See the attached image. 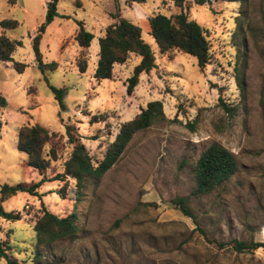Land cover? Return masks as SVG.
<instances>
[{
  "label": "rangeland",
  "instance_id": "374dc122",
  "mask_svg": "<svg viewBox=\"0 0 264 264\" xmlns=\"http://www.w3.org/2000/svg\"><path fill=\"white\" fill-rule=\"evenodd\" d=\"M47 2L17 0L10 6L0 0V20L18 21L16 28L5 31L17 42L12 60L0 61V93L7 101L0 108V184L41 178L16 147L21 125L39 124L58 132L44 145V152L54 146L58 153L44 173L51 177L62 171L71 150L65 124L73 126L74 136L96 165L120 124L147 102L160 100L164 117L137 131L116 163L96 186L88 185L79 200L72 178L65 182L64 198L55 192L63 181L41 185V201L48 210L59 217L75 214L72 237L38 245L33 225L41 215L40 200L24 192L5 198L3 209L20 215L15 221L0 218V240L8 239L9 256L38 264H264L263 247L234 248L236 241L264 242V37L254 40L247 30L249 25L263 27L259 0L246 5L183 0V11L203 26L209 39L211 57L203 71L188 54L161 55L149 34L148 16L179 12L174 0H57L58 15L40 41L43 62L54 61L57 67L42 73L31 39L44 20ZM113 14L138 24L155 56V67L139 75L130 95L127 78L140 60L134 53L113 65L110 80L93 79L98 37L115 21ZM78 21L94 35L83 50L84 73L76 67L81 52L74 39ZM15 61L26 64L22 72L13 67ZM236 64L244 66L242 88L235 79ZM46 81L64 89V109ZM92 114L98 121H89ZM212 142L234 154L238 169L218 189L190 195L193 218L188 217L171 200L191 194L194 163ZM0 264L7 262L2 258Z\"/></svg>",
  "mask_w": 264,
  "mask_h": 264
},
{
  "label": "trees",
  "instance_id": "16d2710c",
  "mask_svg": "<svg viewBox=\"0 0 264 264\" xmlns=\"http://www.w3.org/2000/svg\"><path fill=\"white\" fill-rule=\"evenodd\" d=\"M12 6L17 0H6ZM129 3H144L146 0H127ZM198 5H203L209 0H193ZM229 2L239 1L246 5L248 0H225ZM180 11L169 16L155 12L148 16L149 34L153 37L158 51L161 55L172 56L174 52L188 54L195 58L199 70L203 71L210 61V43L206 31L197 21L190 19L183 11V0H174ZM261 7H264V0H259ZM58 15L57 0H48L43 22L36 29L31 39V48L34 54L37 68L44 73L45 71L55 70L56 62L44 63L40 52V41L47 25ZM115 21L104 28V32L98 37V58L93 72V79L97 82L111 79L113 74V65L122 64L130 53L140 57L139 62L133 67L132 74L127 78L126 93L130 95L138 83V77L142 72H148L155 67V56L150 46L142 38V29L138 24L113 14ZM78 29L74 39L80 47V54L76 57V67L78 72L84 73L87 69V60L83 50L90 46L94 35L84 28V23L78 21ZM18 26V21L13 18H4L0 20V61L6 62L12 60V52L17 43L5 34L6 30L14 29ZM247 30L250 36L256 38L264 37L263 27L249 25ZM13 67L22 72L26 64L13 62ZM242 65H235L237 84L242 88ZM47 82V81H46ZM48 84V87L54 94L61 109L63 104V88H55ZM219 103L226 112L232 113L233 108L226 105L219 97ZM6 99L0 93V108L6 106ZM262 108V118L264 122V101H260ZM101 115V114H100ZM164 117L162 102L152 100L147 102L144 108L134 115L131 119L120 124L117 133L112 141L105 148L103 157L96 165L92 163L90 154L85 145L80 142L73 134V126L65 124V134L67 140L72 144L68 157L63 162L62 171L57 172L51 177L44 175L52 161L58 158L57 150L51 146L47 152H44V145L50 142L52 137L58 132L49 131L39 124H24L19 126L17 131L16 147L19 151L25 153V164L38 171L41 178L36 182H17L15 184H0V218L5 220H19L18 211H6L3 209L2 201L19 192H24L35 196L40 200L41 215L35 220L33 230L35 231L38 245L42 243L52 244L53 242L72 237L76 230V216L74 213L59 217L44 206L41 201L39 189L45 182L63 181V185L55 192L62 198L65 196V182L67 178L75 180L76 200L84 194V189L88 185L96 186L104 173L119 159L127 144L133 135L153 123L160 121ZM97 115L92 114L89 121L96 122ZM238 169V164L234 154L223 145L212 142L206 146L199 154L193 166L194 189L191 194L179 195L172 198V203L186 216L192 217L193 214L188 205L190 195L198 196L207 194L218 189L223 183L231 177ZM263 247L264 242H244L236 241L234 248L237 251H244ZM11 249L8 239L0 240V260L3 258L7 264H38L37 262L27 263L18 261L9 256L8 250ZM40 257L39 251L35 255V260Z\"/></svg>",
  "mask_w": 264,
  "mask_h": 264
},
{
  "label": "crops",
  "instance_id": "0c3cea01",
  "mask_svg": "<svg viewBox=\"0 0 264 264\" xmlns=\"http://www.w3.org/2000/svg\"><path fill=\"white\" fill-rule=\"evenodd\" d=\"M135 3V2H134Z\"/></svg>",
  "mask_w": 264,
  "mask_h": 264
}]
</instances>
